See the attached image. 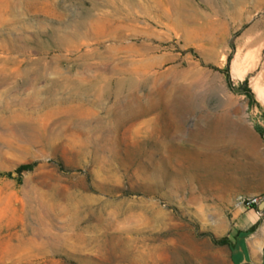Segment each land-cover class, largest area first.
Masks as SVG:
<instances>
[{
    "label": "rangeland",
    "instance_id": "1",
    "mask_svg": "<svg viewBox=\"0 0 264 264\" xmlns=\"http://www.w3.org/2000/svg\"><path fill=\"white\" fill-rule=\"evenodd\" d=\"M238 195L264 197V0H0V264H264Z\"/></svg>",
    "mask_w": 264,
    "mask_h": 264
},
{
    "label": "trees",
    "instance_id": "2",
    "mask_svg": "<svg viewBox=\"0 0 264 264\" xmlns=\"http://www.w3.org/2000/svg\"><path fill=\"white\" fill-rule=\"evenodd\" d=\"M32 166H33V163H23V164H20L15 169V172L17 174H19L20 172H22L24 170L31 169ZM6 175L9 176L10 173H6ZM251 208H253L254 210H257L256 209V205H253ZM261 212L264 213V208L261 210ZM253 227H254V225L250 226L249 230H251ZM211 240H212V242L214 244H218V245H228V246H231L232 245L231 241L226 236H222V237H219V238H212Z\"/></svg>",
    "mask_w": 264,
    "mask_h": 264
},
{
    "label": "crops",
    "instance_id": "3",
    "mask_svg": "<svg viewBox=\"0 0 264 264\" xmlns=\"http://www.w3.org/2000/svg\"><path fill=\"white\" fill-rule=\"evenodd\" d=\"M242 212V217L240 218L239 221H236L235 228L237 230H245L247 229L250 225L256 222L257 217L254 214V211L251 209H244Z\"/></svg>",
    "mask_w": 264,
    "mask_h": 264
},
{
    "label": "built area",
    "instance_id": "4",
    "mask_svg": "<svg viewBox=\"0 0 264 264\" xmlns=\"http://www.w3.org/2000/svg\"><path fill=\"white\" fill-rule=\"evenodd\" d=\"M258 201L254 196H241L238 195L235 198V205L242 208H251L253 205H257ZM257 213L258 210H255Z\"/></svg>",
    "mask_w": 264,
    "mask_h": 264
},
{
    "label": "water",
    "instance_id": "5",
    "mask_svg": "<svg viewBox=\"0 0 264 264\" xmlns=\"http://www.w3.org/2000/svg\"><path fill=\"white\" fill-rule=\"evenodd\" d=\"M264 208V197L261 199V201L256 205L257 210H262Z\"/></svg>",
    "mask_w": 264,
    "mask_h": 264
},
{
    "label": "bare ground",
    "instance_id": "6",
    "mask_svg": "<svg viewBox=\"0 0 264 264\" xmlns=\"http://www.w3.org/2000/svg\"><path fill=\"white\" fill-rule=\"evenodd\" d=\"M99 20H100V21H104V20H105V21H107V22H110V20L107 19V18H99ZM81 25H82V24H80L79 26L81 27ZM100 25H101V24H100ZM82 28H83V27H82ZM116 29H117V28H116ZM69 35H70V34H69ZM69 35H68V36H69ZM74 35H75V34H74ZM70 36H71V35H70ZM72 36H73V35H72ZM130 49L133 50L131 47H130ZM119 50H120V49H119ZM123 50H124V49H123ZM134 61H136V60H134Z\"/></svg>",
    "mask_w": 264,
    "mask_h": 264
}]
</instances>
